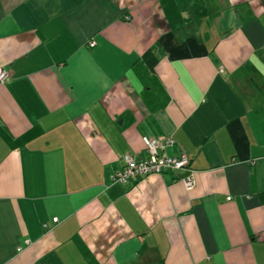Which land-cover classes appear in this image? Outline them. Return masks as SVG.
I'll use <instances>...</instances> for the list:
<instances>
[{"label":"crops","instance_id":"obj_1","mask_svg":"<svg viewBox=\"0 0 264 264\" xmlns=\"http://www.w3.org/2000/svg\"><path fill=\"white\" fill-rule=\"evenodd\" d=\"M0 67V264H264V0H0Z\"/></svg>","mask_w":264,"mask_h":264},{"label":"built area","instance_id":"obj_2","mask_svg":"<svg viewBox=\"0 0 264 264\" xmlns=\"http://www.w3.org/2000/svg\"><path fill=\"white\" fill-rule=\"evenodd\" d=\"M95 44L96 42L92 41L90 46L93 47ZM223 71L222 68L221 72ZM11 76L10 70L0 67V84L8 82ZM143 142L148 153L147 157L138 158L130 153L125 154L123 158L125 165L113 177V181L126 183L150 174L163 175L167 172H173L177 173L176 179L180 180L188 191L195 188V170L192 167L190 157L185 153L179 155L169 153V150L176 145L174 138L171 136L157 138L144 136ZM53 222L58 223L59 218L55 217ZM45 226L48 227L47 224Z\"/></svg>","mask_w":264,"mask_h":264},{"label":"trees","instance_id":"obj_3","mask_svg":"<svg viewBox=\"0 0 264 264\" xmlns=\"http://www.w3.org/2000/svg\"><path fill=\"white\" fill-rule=\"evenodd\" d=\"M144 59L150 64L152 68L156 66L158 61L153 49L146 52V54L144 55Z\"/></svg>","mask_w":264,"mask_h":264}]
</instances>
